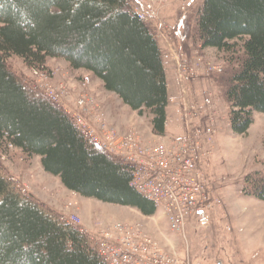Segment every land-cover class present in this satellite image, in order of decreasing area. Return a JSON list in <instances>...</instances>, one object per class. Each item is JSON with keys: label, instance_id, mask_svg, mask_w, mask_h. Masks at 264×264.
Wrapping results in <instances>:
<instances>
[{"label": "trees", "instance_id": "obj_1", "mask_svg": "<svg viewBox=\"0 0 264 264\" xmlns=\"http://www.w3.org/2000/svg\"><path fill=\"white\" fill-rule=\"evenodd\" d=\"M197 35L203 48L242 58L225 87L233 132L246 134L264 113V0H204ZM12 55L33 68L64 58L99 78L165 132L168 77L158 41L129 0H0V142L41 157L43 169L69 190L146 216L155 203L132 185V169L98 148L45 93L8 65ZM242 193L264 201V171L245 176ZM0 264H108L94 241L22 194L0 171Z\"/></svg>", "mask_w": 264, "mask_h": 264}, {"label": "rangeland", "instance_id": "obj_2", "mask_svg": "<svg viewBox=\"0 0 264 264\" xmlns=\"http://www.w3.org/2000/svg\"><path fill=\"white\" fill-rule=\"evenodd\" d=\"M129 1L133 13L143 11L148 4L156 8L158 15L143 23L161 49L169 96L178 97L184 90L198 94L211 92L216 100V137L203 168L213 195V225L210 230L189 228L187 231L194 264H264V201L242 193L245 176L264 171V113L255 114L246 134H237L231 129L229 104L224 95L227 79L242 58L241 42L230 52L202 47L196 25L204 0L189 9L184 8L183 0ZM180 55H184L192 71L179 68L176 62ZM7 61L11 70L34 91L45 93L51 87L52 94H58L59 103L66 107L53 102L65 111L80 112L96 132L104 134L107 123L117 132L132 128L140 130L148 140L161 138L153 130L148 111L141 115L132 110L115 93L107 91L90 71L75 69L64 58H49L45 68H33L17 55ZM80 96L86 99L82 108L77 105ZM0 171L22 194L65 221L79 216L82 226L91 230L116 220H138L161 241L167 236L168 242L175 245V239L180 253L186 255L185 239L177 232L172 237L160 213L146 216L134 207L83 197L67 189L58 176L47 173L40 156H30L0 142Z\"/></svg>", "mask_w": 264, "mask_h": 264}, {"label": "built area", "instance_id": "obj_3", "mask_svg": "<svg viewBox=\"0 0 264 264\" xmlns=\"http://www.w3.org/2000/svg\"><path fill=\"white\" fill-rule=\"evenodd\" d=\"M199 1L203 0H183L184 8L189 9ZM135 14L144 23L158 15L151 4ZM176 64L185 71L193 69L184 55L178 56ZM41 75L47 77L44 73ZM45 93L66 107L59 103L58 94H52L51 87ZM205 93L184 90L180 96L169 98L165 132L159 135V141L144 138L137 129L117 132L107 123L101 134L80 112L66 111L98 148L132 169L131 185L155 203L167 218L172 232L180 233L187 243L186 255L171 251L151 236L145 223L138 220H116L91 230L82 226L79 216L67 221L94 241L108 264H194L187 231L189 228L210 230L213 225V195L203 168L216 137L214 113L218 109L214 95ZM77 105L85 107V96L78 97Z\"/></svg>", "mask_w": 264, "mask_h": 264}, {"label": "crops", "instance_id": "obj_4", "mask_svg": "<svg viewBox=\"0 0 264 264\" xmlns=\"http://www.w3.org/2000/svg\"><path fill=\"white\" fill-rule=\"evenodd\" d=\"M109 115V114H108ZM156 213H160L159 215H161V217L162 218H164L165 219V221H167V224H168V230H169V233L170 234H173V236L172 237H174L175 235H174V233L172 232V230L170 229V226H169V223H168V220H167V218L165 217V215H164V213L159 209H157V211H156ZM155 213V214H156ZM154 214V215H155ZM153 216V215H152ZM147 230H148V232L150 233V235L151 236H153L157 241H159V243L160 244H162L165 248H167V249H169V250H171V251H175V252H179V248H178V243L176 242V240L174 239V244L175 245H172L171 243L172 242H168L169 240V237H167V236H165L166 238L164 239V241H161L160 239L161 238H159V237H157V236H155L154 234H152L151 232H150V228L147 226Z\"/></svg>", "mask_w": 264, "mask_h": 264}]
</instances>
